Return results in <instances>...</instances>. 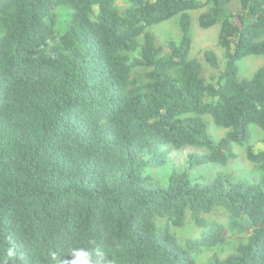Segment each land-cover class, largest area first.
<instances>
[{
	"label": "trees",
	"instance_id": "trees-1",
	"mask_svg": "<svg viewBox=\"0 0 264 264\" xmlns=\"http://www.w3.org/2000/svg\"><path fill=\"white\" fill-rule=\"evenodd\" d=\"M196 10L219 27L222 66L190 57ZM175 16L179 39L160 44L151 28ZM251 55L264 0H0V264L92 247L115 264H264V149L249 145L264 135V65L238 77ZM237 147L254 178L197 175ZM183 148L184 167L157 178Z\"/></svg>",
	"mask_w": 264,
	"mask_h": 264
},
{
	"label": "rangeland",
	"instance_id": "rangeland-1",
	"mask_svg": "<svg viewBox=\"0 0 264 264\" xmlns=\"http://www.w3.org/2000/svg\"><path fill=\"white\" fill-rule=\"evenodd\" d=\"M121 1V0H120ZM200 10L191 11L190 14V34L192 38L190 57H195L202 63L203 61V53L206 50L213 51L220 62V66L223 65V57L221 50L217 47V36L219 27L214 26L209 29H201L197 25V16ZM61 17L63 22H65L68 11L67 9H58V17ZM151 32L155 35L158 42L160 44L165 43V41L172 37L174 39H179L180 31H179V16H175L165 22H162L156 26L151 28ZM264 65V56H247L241 59L238 62V77L242 79L251 78L254 73ZM208 122V130L214 141H218L220 138L224 136L226 130L219 128L213 124L210 119H207ZM251 140L249 145L255 150L264 149V135L256 130L255 128L251 131ZM188 153L187 148H183L180 150L172 151L168 156V162L162 168L155 170L154 175L162 181H165L171 171L173 169L181 170L185 165L186 156ZM236 157L235 159L228 162L225 167H218L215 165L205 166L197 172V175L204 176H212L218 172H222L225 174H230L234 176L236 179H252L255 177V171L253 170L252 165L247 161L244 149L243 148H235ZM233 247V242H229L228 245L224 247L223 250H214L217 251L221 257L231 253ZM213 251L205 252L201 257H199V261H203L207 257H209Z\"/></svg>",
	"mask_w": 264,
	"mask_h": 264
},
{
	"label": "clouds",
	"instance_id": "clouds-1",
	"mask_svg": "<svg viewBox=\"0 0 264 264\" xmlns=\"http://www.w3.org/2000/svg\"><path fill=\"white\" fill-rule=\"evenodd\" d=\"M67 264H115V262L102 249L92 247L72 249Z\"/></svg>",
	"mask_w": 264,
	"mask_h": 264
}]
</instances>
